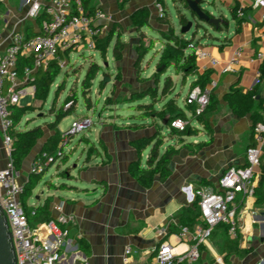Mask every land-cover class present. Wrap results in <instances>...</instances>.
<instances>
[{
	"label": "crops",
	"instance_id": "1",
	"mask_svg": "<svg viewBox=\"0 0 264 264\" xmlns=\"http://www.w3.org/2000/svg\"><path fill=\"white\" fill-rule=\"evenodd\" d=\"M221 3L229 9L236 4L247 9L246 18L240 24L234 21L232 36L198 41L197 46L202 45L199 48L218 60L216 65H212L208 59L197 58V73L210 71V82L215 83L211 91V104L216 103V106L207 114L208 132L198 121L192 123L191 126L197 131L186 135L184 138L188 144L180 147L172 156L169 176L161 179L156 174L151 184L144 186L130 171L131 164L139 159L142 167L146 165L151 145L139 153L137 142L140 139L151 138L157 129H161V133L165 135L163 148L168 143H175L176 139L168 135L167 127L164 128L157 122L150 123L149 120L142 127H130L128 120L101 119L89 129L92 138L85 137L97 147L99 154L96 152L88 162H84V159L71 168L68 166L69 159L65 164L61 162L59 170L69 167L68 173L60 175L59 170L55 171L58 181L50 180L54 186L41 190L40 195H35V200L32 199L33 191V195L27 200L29 207L45 206V213L50 218L60 215L72 217L68 236L71 245L67 251L62 252L60 264H74L84 258L90 264H122L121 256L126 245L132 247V259L137 264H149L153 250L163 240L184 250L191 242L187 240L179 243L176 235L183 224L190 231L199 224V217H195V189L215 186L226 168L245 164V150L251 141L252 119L250 114L240 116L233 113L226 94L234 88L246 92L257 83L256 73L262 63L252 58V55L259 50L264 51V42L257 37L253 22L260 20L264 8H254L250 0H221ZM88 4L91 9L100 8L106 14L107 30L116 31L120 41V29L128 33V39L121 41V58L115 60L112 57L118 67L123 64L133 68L135 61L137 62L139 33L156 24L159 30L164 28L157 22L161 18L158 16L155 0H88ZM28 8V0H4L2 3L1 51L6 48L14 32H22L26 36L38 32L40 25L38 21L27 17ZM143 17L146 22L140 27L138 24ZM226 28L228 30L229 27ZM238 45L245 47L240 68L225 71L224 68ZM195 78L196 75L189 77L188 80L191 81L187 85L185 97ZM151 81L146 87L139 84L130 92L146 91L151 87ZM31 86L34 87L33 84ZM174 93L179 95L177 90ZM260 98H264V81L257 86L256 99ZM176 104L178 105L177 98ZM185 108L186 111L182 112L187 116L190 110L186 106ZM53 133L44 128V138L33 147L18 172L20 182H27L30 168L42 145ZM7 157L0 132L1 166L5 165ZM261 161L255 186L264 172V149ZM65 178L71 179V184L64 182L65 186L59 187L63 183L60 181ZM236 209L239 237L231 239L224 227L217 225L210 238L200 245L199 259L188 264H264V203H257L254 193L238 195ZM179 215L185 217L184 220ZM160 229H165L163 235H159ZM81 239L86 242L88 255L79 248L78 242ZM75 244L78 245L77 248Z\"/></svg>",
	"mask_w": 264,
	"mask_h": 264
},
{
	"label": "built area",
	"instance_id": "2",
	"mask_svg": "<svg viewBox=\"0 0 264 264\" xmlns=\"http://www.w3.org/2000/svg\"><path fill=\"white\" fill-rule=\"evenodd\" d=\"M27 17L37 20L43 17L36 34L26 36L22 32H14L4 50H0V132L8 157L4 166L0 165V205L7 220L8 229L12 234L17 264H60L62 252L67 251L71 241L69 223L72 217L60 215L56 218L31 223L35 216V206L25 210L21 201L24 193V183L20 182L10 158L12 143L9 135L11 119L9 105H19L26 96H34L35 87L31 86L33 71L46 70L52 61L60 68L69 63L68 55L73 51L97 50V42L107 32L105 23L107 16L100 8L91 9L85 0H28ZM254 8H264V0H250ZM4 0H0V9ZM159 18L165 16L162 4L155 0ZM241 6L237 12L239 17H245ZM253 29L259 40L264 42V14L259 21L253 22ZM1 37V30H0ZM188 48L194 51L197 58L208 59L212 65L218 60L209 52L199 48L195 42H190ZM244 46L236 47L225 66V71H234L241 63ZM19 57H30L31 65L18 71ZM264 64V51L259 50L252 55ZM262 73L257 70L256 82H260ZM214 82L205 88L199 85L191 87L185 97V104L193 110L185 117H176L170 121L169 130L184 131L201 116L210 102ZM93 125L90 117H78L67 130L72 137L89 130ZM193 127V126H191ZM59 143L58 155L61 159L63 149L71 138H66L63 132ZM65 144L64 148L61 145ZM262 149H264V121H258L251 127V141L245 150L243 166H229L221 174L215 186L198 187L194 194L198 199L199 224L190 231L186 225H181L177 232L179 243L189 240L191 243L184 249L163 240L153 250L149 264H188L200 257V245L210 238L217 225L226 226V234L231 239L239 237L236 198L238 195H252L257 178V169L261 165ZM57 159V158H56ZM53 156L43 153L33 162L30 173H42L47 163L56 162ZM47 162H46V161ZM165 229L159 230L163 235ZM77 248L78 245L75 244ZM133 249L126 245L121 256L122 264H137L132 259ZM74 264H90L84 258Z\"/></svg>",
	"mask_w": 264,
	"mask_h": 264
},
{
	"label": "trees",
	"instance_id": "3",
	"mask_svg": "<svg viewBox=\"0 0 264 264\" xmlns=\"http://www.w3.org/2000/svg\"><path fill=\"white\" fill-rule=\"evenodd\" d=\"M163 3V0H158ZM85 4L89 6L88 0H85ZM121 6V4H120ZM186 6V4H185ZM239 5L236 4L230 8V14L232 19L240 24L245 20V17L238 16ZM247 9H243L244 14ZM144 16V12L142 13ZM42 16L37 18L39 25L42 20ZM179 18L181 23L184 25L187 22L186 17L179 12ZM142 21L138 24L140 27L144 26L146 20L145 17L141 18ZM144 21V23H143ZM37 33V32H36ZM35 33V34H36ZM31 36V35H30ZM107 40V39H105ZM108 41V40H107ZM194 41V39H186L183 35L175 33H163L162 38V49L160 51V58L158 61V67L163 66V72L160 74L166 73L168 68H172L176 75H181L182 80L185 82L190 76L196 75V78L192 80L191 86L199 85L201 88H205L208 83H210V71L205 70L204 73H197V57L194 51L188 48V44ZM123 43L120 41L119 37L116 39V42L113 46V57L115 60H119L122 54ZM139 50V49H138ZM97 51L99 55L103 58L106 57L107 44L103 39L97 42ZM140 56V52H139ZM139 58V57H138ZM32 60L30 57H19L18 59V71L19 74H22V68L27 65H31ZM60 67L55 62L52 61L49 67L46 70L38 69L33 71L31 74L32 84L35 87L34 98L45 102L48 98L49 91L52 84L55 82L57 76L60 73ZM101 68L94 62H92L86 69L85 76L82 79V94L85 96L87 92H90L91 81L96 77L97 72ZM260 71L262 73L260 82L264 81V64L260 66ZM260 82L256 83L251 89L243 92L239 88H234L231 91L227 92L226 99L233 113L243 116L250 114L252 119V125L258 121H264V98L256 99L257 96V86ZM171 83V77L166 76L164 81V86L162 92L167 91V87ZM75 99V98H74ZM90 99L85 97V102L87 106L89 105ZM132 105L130 108L133 111L137 112L136 120L130 121V127H142L145 124L146 120H149L150 123H160L162 127H167L169 129L170 121L176 117H185V113L182 112V109L176 104V98L168 100L166 103L162 102L160 108L156 107V102L160 101L155 96V92L151 88L142 92H134L131 98ZM212 97L210 95V102L205 108L203 114L197 118V121L209 131V119L207 114L215 106L211 104ZM185 106L192 111L193 107L185 104ZM28 107L20 106L16 104L9 105V116L11 119V126L9 128V135L11 136L12 143L10 146V158L13 162L14 168L19 172L22 168L24 159L30 154L33 147L41 140L44 136V128L53 131L48 139L42 145L41 150L38 153L40 157L43 153L48 156H54L56 150L59 148V143L62 139L59 130V124L61 121L68 115L74 112V109L71 108V100L68 98L64 103V112L56 111L53 115V120L50 122H45L44 124H38L33 127L28 128L30 121H26L24 125L21 126V121ZM159 124V125H160ZM197 131L195 127L188 126L184 131H177L174 129L168 130V135L172 138H175L174 144H166L163 148L165 141V135L161 133V129H157L155 134L151 138H142L137 142V148L139 153H142L145 148L151 145L148 156L146 159L145 167L140 165V159L132 163L130 166V171L138 181L144 185L149 186L156 174L159 175L161 179H166L170 174L169 162L172 156L178 151L182 146H186L188 143L185 141V136L192 135ZM66 138H71L72 135L65 131ZM81 141H85L87 144L86 158L84 162H88L91 156H94L97 152L99 154L97 147H94L85 137H81ZM140 155V154H139ZM68 161V156L66 154L62 157V163L65 164ZM262 162V161H261ZM68 168L66 167L64 171L59 172L60 175H66ZM43 174L30 173L27 182L24 185V193L21 195V201L25 210L29 212L30 207L27 205V200L33 195V191L36 188L38 182H40ZM49 188H52L54 185L50 181L45 182ZM65 186L64 183L59 185V187ZM254 195L256 197V202L261 204L264 203V172H262L257 185L254 187ZM195 217H199V207L198 199L195 202ZM45 206L39 205L35 207V216L31 218V223L36 224L38 222L49 220L45 213ZM181 217V215H179ZM185 217H181L184 220ZM183 223H185L183 221ZM185 225V224H183ZM224 227L226 232V226L220 224ZM79 248L84 251L86 255L89 254V249L84 240H79Z\"/></svg>",
	"mask_w": 264,
	"mask_h": 264
},
{
	"label": "rangeland",
	"instance_id": "4",
	"mask_svg": "<svg viewBox=\"0 0 264 264\" xmlns=\"http://www.w3.org/2000/svg\"><path fill=\"white\" fill-rule=\"evenodd\" d=\"M160 3L165 10V16L157 22L162 24L164 28L159 30L158 24H156L154 26H149V30L145 28L143 32L138 34L140 43L138 51L140 52V56L137 62L135 61L133 68H131L132 66L123 64L119 67L116 65V61L113 60L112 57L113 46L118 37V33L116 31L107 30L103 38V41L107 44L105 58L101 57L97 50L88 51L81 49L79 51H73L68 55L69 63L60 69V73L52 84L45 102L36 100L31 96H26L21 99L19 105L28 107L21 121V126L22 124L24 125L26 121H30L28 128L52 121L54 112H64V108L62 107L67 98L71 100V108L74 109V112L68 114L61 121L59 125L61 135L69 129L71 123L78 117L88 116L92 119L94 124L101 119L107 121L128 120L132 122L136 120L135 117L138 113L130 108L132 105L131 98L133 96L130 90L136 88L139 84L146 87L147 84H149L148 82L152 79L154 80L151 81L150 88L155 92L157 99L160 100L156 102V107L160 108L162 102H167L176 97L178 106L185 112L186 108L183 100L187 85L190 83L191 79L188 80L189 78H187L184 82L181 75H176L172 68H168L166 73L160 75L164 68L163 66L158 67V61L162 49L163 33L181 35L180 28L183 24L179 18V12L184 13L188 18H191V15L184 9V0H163V3ZM202 7L215 15L222 14L228 20L229 28L228 30L224 28L222 31H215L211 26L209 27L204 24L203 27L196 31V28L193 26L191 30L184 35L186 39L190 40L193 38V42L198 44L199 40L206 38L211 39L213 37H218L222 39L226 35H233L232 32L235 27L234 20L231 17L230 9L223 5L221 0H205ZM193 21L199 23L196 19H193ZM122 30L124 29H120L121 35L119 36H121V41H126L128 39V33L125 31L122 32ZM201 46L202 45L199 47ZM92 62L96 63L101 69L91 81L89 94L86 92L85 96H83L81 82L85 76L86 69ZM235 68L239 69L240 67L235 66ZM167 75L171 77V83L169 87H167V91L162 92ZM175 90H177L179 95L174 93ZM85 97L90 99L88 106L85 102ZM79 114L82 116H79ZM46 131L49 130L46 128ZM82 136L92 138L90 136V131L86 130L71 137V141L66 143L68 144L67 147L64 148L65 144L61 145V147L64 148V154L68 156V166L70 168L78 162L82 163L86 157L87 145L85 141L80 140ZM54 158H57L55 160L56 162L47 163L41 173L43 175L34 189L33 200H35V195H40L41 190L47 187L46 181H58L54 175L55 171H58L59 168L62 167V164H60L62 158L58 159V149L53 156V159ZM64 169L65 168L59 171L62 172ZM60 182H69L71 184V179L65 178Z\"/></svg>",
	"mask_w": 264,
	"mask_h": 264
},
{
	"label": "water",
	"instance_id": "5",
	"mask_svg": "<svg viewBox=\"0 0 264 264\" xmlns=\"http://www.w3.org/2000/svg\"><path fill=\"white\" fill-rule=\"evenodd\" d=\"M205 0H184L185 10L191 15V18L185 16L187 22L181 26L180 34L185 35L194 26L197 29L205 25L211 26L215 31H222L228 26V20L222 14H213L202 7ZM196 19L199 23H195ZM68 173V172H67ZM0 264H17L13 239L8 229L7 220L0 205Z\"/></svg>",
	"mask_w": 264,
	"mask_h": 264
}]
</instances>
